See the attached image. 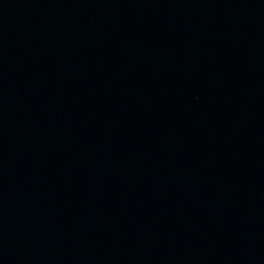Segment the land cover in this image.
<instances>
[{"label": "water", "instance_id": "water-1", "mask_svg": "<svg viewBox=\"0 0 264 264\" xmlns=\"http://www.w3.org/2000/svg\"><path fill=\"white\" fill-rule=\"evenodd\" d=\"M0 264H264V0H0Z\"/></svg>", "mask_w": 264, "mask_h": 264}]
</instances>
